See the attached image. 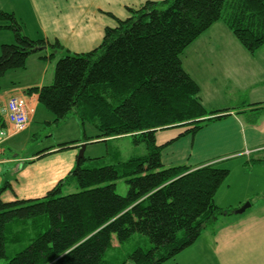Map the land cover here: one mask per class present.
Segmentation results:
<instances>
[{
	"label": "trees",
	"instance_id": "obj_1",
	"mask_svg": "<svg viewBox=\"0 0 264 264\" xmlns=\"http://www.w3.org/2000/svg\"><path fill=\"white\" fill-rule=\"evenodd\" d=\"M128 12L125 20L114 18L117 26L106 29L94 51H66L56 62L51 85L28 90L39 94V101L54 115L53 123L76 117L83 133L87 123L92 125L99 133L97 138L85 133V144L129 136L145 143L147 154L99 168L85 167L98 160L85 156L43 198L5 203L1 195L10 186L5 183L0 188V259L7 256L5 234L12 231L11 222L46 215L49 225L43 232V220L32 222L33 228L18 225L15 241L28 232L33 235L32 230L35 238L6 264H100L112 235L122 243L136 232L149 237L152 247L137 249L130 258L133 264H163L193 245L220 217L240 214L236 212L241 207L236 210L219 201L221 187L232 173L219 166L236 157L197 167H166L162 150L167 144L159 145L156 137L168 128L180 129L182 137L195 136L228 117L220 115L223 110L206 109L200 86L185 72L181 56L220 21L249 53L256 52L264 45V0H151ZM3 17L11 23L15 43L1 49L0 78L26 69L28 58L44 48L64 49L57 41L50 44L22 34L13 14L2 12ZM262 161L253 159L255 171L263 168ZM247 167L241 166L240 172ZM122 178L129 188L123 196L115 184ZM76 181L78 191L61 196L63 186Z\"/></svg>",
	"mask_w": 264,
	"mask_h": 264
},
{
	"label": "crops",
	"instance_id": "obj_2",
	"mask_svg": "<svg viewBox=\"0 0 264 264\" xmlns=\"http://www.w3.org/2000/svg\"><path fill=\"white\" fill-rule=\"evenodd\" d=\"M6 1L7 5L0 7V13L13 14L16 21L21 24L22 34L35 41L43 39L50 44L57 41L64 46V49L59 52H53L49 47L38 54L31 55L27 60L26 69L8 71L0 79V110L4 120V127H0V188L5 183L10 185L3 192L1 198L11 202L22 200L25 197H42L47 191L53 190L76 168V153L79 150V147L76 146L84 143L85 137L79 133L82 132L83 126L76 117H71L74 121H69L71 120L69 117L62 122L66 123L61 138H57L51 132L47 137L51 138L52 143L44 145L42 149L31 155L22 157L13 155L15 148L12 143L18 139L17 137L33 128L35 124L51 128L62 124L53 123L54 115L39 101V94L29 93L28 90L29 88L51 85L45 84V76L49 70L46 61L52 57L51 54L55 55L53 57L59 61L66 54V51L71 54L94 51L102 44L106 29L117 26L118 23L114 18L125 20L129 16V7H138V5L151 0ZM10 24L7 18L0 19V52L4 44L15 43V34L8 28ZM220 28L222 29L223 26L216 24L208 31L215 34ZM223 34H225L224 31ZM204 36L206 34L201 38ZM260 51H264V46L255 55ZM244 58L249 57L231 58L223 63L232 62L239 69ZM34 64L36 66H33ZM261 70L258 73L251 68L248 70V73H255L262 78L261 86L250 89L253 94L248 100L230 108L213 109L218 111L230 109L227 111L229 112L226 114L227 118L212 122L211 125L204 127L195 136L179 137L180 129L168 128L160 130L156 137L159 145L167 144L162 150V164L166 167L183 164L195 167L215 159L224 161L226 158L233 159L236 157L233 161H238L236 163L239 164L240 168L242 166L240 158H247L248 160L246 164L248 170L252 171L251 178L254 177V182H247L249 184L241 187H248L253 195L235 194L236 190L227 185L224 196L219 197V201L225 207L236 210L254 198H258L260 203L253 210L246 209L245 212L237 215L234 213L226 214V216L221 217L222 220L216 222L214 226L212 225L214 229L219 226V231L215 234L214 240L212 239L213 242L217 240L216 244H218L215 251L217 264H264V206L260 205L264 203V177L262 180L259 175L256 176V171L250 166L253 165V159H264V65H261ZM224 71L223 76H226L227 73ZM10 73H16L15 77L8 76L9 78H5ZM190 76L194 80V76ZM53 81L54 77H52ZM194 81L199 84L196 79ZM240 86L242 88L251 87V84ZM17 97L24 99L33 113L30 118V126L19 133L14 131L15 127L7 120L6 114L8 101ZM202 99V102L204 101L208 105L215 103L214 101L208 102L205 95H202ZM86 130L84 126V131ZM69 131L75 133H69ZM35 135V142H40L42 136L38 133ZM76 135L80 136L75 137ZM97 135L89 136L97 138ZM103 141L105 139L99 138L92 143L87 142V148L90 144ZM72 142L76 143L68 144L67 147L61 146L64 143ZM43 150L45 151L42 152ZM68 150H73V152L69 153ZM246 151H249V154L242 156V153L244 154ZM39 152L42 154L37 155ZM235 154H239V156ZM13 165H16L14 171L11 170ZM223 198H225L226 203ZM252 206L253 204L250 207Z\"/></svg>",
	"mask_w": 264,
	"mask_h": 264
},
{
	"label": "rangeland",
	"instance_id": "obj_3",
	"mask_svg": "<svg viewBox=\"0 0 264 264\" xmlns=\"http://www.w3.org/2000/svg\"><path fill=\"white\" fill-rule=\"evenodd\" d=\"M9 1V0H8ZM22 0H18L20 2ZM4 5H7L6 0H0V7ZM20 6V5H19ZM22 7V6H21ZM8 21V20H7ZM217 24H220L223 26V28L218 29V31L213 34L207 31L206 36L203 38H199L196 40V42L187 48L185 53L181 56V61L183 62V68L185 72H189L190 75L194 76V80L199 83L200 87V94L201 98L202 95H205L208 102L214 101V104L208 105V103H205L203 101V105L206 107L208 111L216 109V108H230L233 105H240L238 103L244 102V100H248L250 96L253 94L251 92L252 89H254L256 86H261V77L255 73H248L249 68L253 69L256 73L262 71L261 65H264V51L259 52L255 55V53L260 49H258L256 52L249 53L242 45L239 44L235 36L231 33L230 29L227 28L222 21L218 22ZM216 25V24H215ZM214 26V25H213ZM212 28V27H211ZM223 31L225 34H223ZM264 46V45H263ZM256 56V57H254ZM242 57H249L244 58L242 61V66L238 69L236 65H234L232 62H225L226 60H229L231 58H242ZM57 60L55 57H50L48 61H46L47 67H49V70L45 76L46 81L45 84H51L52 77H54L55 69ZM33 66H36L34 64ZM227 71H224V70ZM223 71L226 72V76H223ZM16 73H10L5 78H9L8 76H11L12 78L15 77ZM225 75V74H224ZM32 79V77L30 76ZM2 79V78H0ZM246 85L251 84V87H241L240 85ZM205 85V86H204ZM204 86V87H203ZM254 86V87H252ZM203 87V88H202ZM249 88V90H248ZM251 89V90H250ZM219 97L218 99H216ZM215 100H212V99ZM203 100V99H202ZM25 101V100H24ZM26 102V101H25ZM30 106L26 102V110L29 113V122L28 126H30V118L32 116V112L30 111ZM230 109H224V113L220 114H227ZM223 115V116H225ZM69 121H74L73 118L70 116ZM68 121V120H67ZM65 123H62L60 125H55L51 127H43L39 126L38 124H35L33 128H31L29 131L25 132L21 136L17 137L18 139L15 140L12 143V146L15 148L13 151V155H16L18 157L31 155L32 153L42 149L44 145H48L52 143L53 141L50 140L51 138L47 137L49 133H54L57 138H61L63 136V131L65 128ZM28 128V127H27ZM87 130L85 133H87L90 136L96 135L99 132H97L92 125L86 124L85 127ZM14 131L16 129L14 128ZM38 133L40 136H42L40 142H35V135ZM69 133H75L73 131H69ZM82 137H85V133L79 132ZM86 134V135H87ZM80 135H76L75 137H78ZM182 137V136H179ZM186 137V136H185ZM178 138V137H177ZM178 140V139H177ZM176 144H178L176 142ZM79 145V144H78ZM76 147H79V146ZM67 147V146H66ZM63 150V149H61ZM77 150V149H76ZM74 150V151H76ZM250 150V149H248ZM79 152V150H77ZM69 153L73 152V150H68ZM147 148L145 143H136L134 141L133 137L129 136H121L119 138L110 139V141H103L98 142L95 144H90V146L86 149L84 156L96 158L98 160L94 161L93 166H89V162L85 163V167H101V166H111V165H119L122 164V162H125L134 156L136 157H143L147 153ZM78 154V153H76ZM247 158H240L242 162V167L246 164ZM219 159H215L210 161L209 163L218 162ZM238 161L234 162H226L221 164L222 168H230L232 173L228 177L226 181L223 183V187L221 191L219 192L220 197L224 196V192L226 190L227 185H230L233 187V190L236 193H241L244 195L252 194L250 192V189L247 187H241L246 186L247 182H254V177L251 178L252 171L248 170V167L245 168L244 174H242L239 170V164L236 163ZM202 165L204 163H201ZM241 165V163H240ZM201 166V165H199ZM252 168H254L253 165H250ZM16 167V165H13L11 170ZM197 167V166H195ZM256 176H260L263 180L264 175V166L260 170L256 171ZM12 175V174H11ZM256 181V179H255ZM76 181L74 185H66L62 189L61 196H66L67 194H72L77 192L76 189ZM116 184V191L119 195L123 196L128 191V186L126 183L125 178H122L118 181H115ZM55 188V187H54ZM49 191L44 193V196L47 195ZM253 195V194H252ZM38 197V198H43ZM34 199L37 197H33ZM33 198H24L26 200L33 199ZM2 199V198H1ZM224 202L225 198H223ZM5 203H9L10 201L3 200ZM247 202H245L242 205H245ZM260 202L258 201V198L252 199L249 204H253L252 207H248L247 209H255L257 208ZM264 206V203L260 204ZM246 211V210H245ZM234 213V212H233ZM43 220L45 222V227L41 230L42 232L45 231V229L49 226L48 225V219L47 216H43L41 218H34V220H22V221H13L11 222L8 227H12V231L6 232V246L5 250L7 253V256L0 259V264H6L9 259H11L15 254L20 253L24 250L26 246H28L32 240L35 238V230H32L33 235L28 232L25 234V237L21 241H15L13 239L14 233L16 229H18V225H22L23 223H26V226L28 228H33L32 222H37ZM220 220L221 217H220ZM219 225V224H218ZM219 226L215 229L216 232L214 233V229H206L201 236H199L196 240V242L193 243L190 247L186 248L182 251L181 254L178 256H175L174 258H171V260L163 263V264H217L216 263V249L218 248L216 242H213L215 234L219 231ZM208 230V232H207ZM109 246L105 250V252L102 255V260L100 264H133L132 260L130 259L132 254L137 251V249H143L148 250L152 247V243L150 242L149 237L136 232V234H133L130 238L125 240V242L120 243L118 241V238L116 234L111 236L110 242L108 244Z\"/></svg>",
	"mask_w": 264,
	"mask_h": 264
},
{
	"label": "built area",
	"instance_id": "obj_4",
	"mask_svg": "<svg viewBox=\"0 0 264 264\" xmlns=\"http://www.w3.org/2000/svg\"><path fill=\"white\" fill-rule=\"evenodd\" d=\"M7 105V119L14 125L16 132L24 131L28 127L29 113L26 110V102L22 98H12Z\"/></svg>",
	"mask_w": 264,
	"mask_h": 264
},
{
	"label": "water",
	"instance_id": "obj_5",
	"mask_svg": "<svg viewBox=\"0 0 264 264\" xmlns=\"http://www.w3.org/2000/svg\"><path fill=\"white\" fill-rule=\"evenodd\" d=\"M44 49H46V48H44ZM86 148H87V144H81V148L79 149V152L77 154V156H78L77 162H79L80 159L85 157L84 153H85ZM249 206H251V205L249 204V201H248L242 208L237 210L236 213H243Z\"/></svg>",
	"mask_w": 264,
	"mask_h": 264
},
{
	"label": "clouds",
	"instance_id": "obj_6",
	"mask_svg": "<svg viewBox=\"0 0 264 264\" xmlns=\"http://www.w3.org/2000/svg\"><path fill=\"white\" fill-rule=\"evenodd\" d=\"M256 110V109H255ZM255 110H253V111H255Z\"/></svg>",
	"mask_w": 264,
	"mask_h": 264
}]
</instances>
